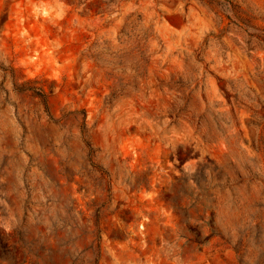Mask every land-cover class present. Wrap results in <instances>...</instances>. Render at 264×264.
Segmentation results:
<instances>
[{
	"label": "rangeland",
	"instance_id": "obj_1",
	"mask_svg": "<svg viewBox=\"0 0 264 264\" xmlns=\"http://www.w3.org/2000/svg\"><path fill=\"white\" fill-rule=\"evenodd\" d=\"M0 264H264V0H0Z\"/></svg>",
	"mask_w": 264,
	"mask_h": 264
},
{
	"label": "bare ground",
	"instance_id": "obj_2",
	"mask_svg": "<svg viewBox=\"0 0 264 264\" xmlns=\"http://www.w3.org/2000/svg\"><path fill=\"white\" fill-rule=\"evenodd\" d=\"M153 259H155V258H153ZM153 262V261H152ZM156 263V262H155Z\"/></svg>",
	"mask_w": 264,
	"mask_h": 264
}]
</instances>
